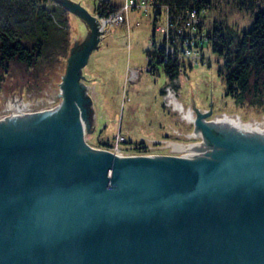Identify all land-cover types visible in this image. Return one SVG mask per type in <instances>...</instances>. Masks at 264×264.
I'll list each match as a JSON object with an SVG mask.
<instances>
[{
	"label": "water",
	"instance_id": "water-1",
	"mask_svg": "<svg viewBox=\"0 0 264 264\" xmlns=\"http://www.w3.org/2000/svg\"><path fill=\"white\" fill-rule=\"evenodd\" d=\"M37 101L0 98V264H264V118H197L203 141L170 154L94 148L80 73Z\"/></svg>",
	"mask_w": 264,
	"mask_h": 264
},
{
	"label": "rangeland",
	"instance_id": "rangeland-1",
	"mask_svg": "<svg viewBox=\"0 0 264 264\" xmlns=\"http://www.w3.org/2000/svg\"><path fill=\"white\" fill-rule=\"evenodd\" d=\"M83 1L98 20L100 0ZM111 1L117 7L126 2ZM213 1L211 15L204 19L205 28L211 30L215 25L226 36H235L234 49L236 37L242 30H249L259 11L264 10V0H256L253 10L241 8L236 0ZM68 19L67 49L64 36H57L35 66L16 61L0 66V98L37 101L53 94L64 82L70 58L91 39L90 25L83 18L68 12ZM80 23H84L83 28ZM163 27L164 15L156 23L152 10L138 8L127 13L125 23L110 26L101 33L99 46L80 73V85L88 92L96 115L103 113L108 118L100 124L99 118L96 119L90 139L92 146L123 154H170L177 151L170 142L190 144L204 139L193 135L197 125L185 118L189 110L198 117L206 115L207 120L218 114L238 115L244 120L264 118V84L259 83L258 90L250 89L245 94L227 95L225 77L219 73L224 68V58L210 44L204 52L196 54L198 58L190 59V65L172 85L174 95L169 100L166 87L171 79L165 67L156 64L155 73L148 71V53L160 49L164 34L157 28ZM88 71L95 75L91 81ZM162 87L165 89L161 93Z\"/></svg>",
	"mask_w": 264,
	"mask_h": 264
},
{
	"label": "trees",
	"instance_id": "trees-1",
	"mask_svg": "<svg viewBox=\"0 0 264 264\" xmlns=\"http://www.w3.org/2000/svg\"><path fill=\"white\" fill-rule=\"evenodd\" d=\"M236 1L243 9L253 10L257 4L256 0ZM155 2L169 6L171 16H178L189 8L208 10L211 15L214 4L213 0ZM118 8L110 0H100L96 13L99 16H108ZM68 12L53 0H0V66L5 67L11 61L24 63L29 67L35 66L47 54L50 42L57 36H64V47L67 49ZM209 15L204 16V19ZM207 31L210 32L208 44L215 53L224 58V68L219 73L225 77L227 95L235 96L237 93H248L250 89L258 90L259 83L264 84V10L259 11L249 30H242L241 35L236 37L234 49L232 47L235 36H226L223 29L215 25ZM206 45L207 43L201 45L204 51ZM158 51L148 53L150 62ZM161 55L163 56L160 54L158 57ZM162 65L171 80L179 76L183 67L179 65L176 56L170 57L168 63ZM153 68L156 72L157 66L154 65Z\"/></svg>",
	"mask_w": 264,
	"mask_h": 264
},
{
	"label": "built area",
	"instance_id": "built-area-1",
	"mask_svg": "<svg viewBox=\"0 0 264 264\" xmlns=\"http://www.w3.org/2000/svg\"><path fill=\"white\" fill-rule=\"evenodd\" d=\"M155 1L156 0H143L140 3L136 0H126L124 5L120 6L108 16H99L97 14L100 17L98 18L99 25H101L100 31L103 33L105 29L110 26L122 25L127 21V13L133 9L143 8L145 10H152L154 19L157 22L164 15L165 27L157 28V31H163L164 38L158 54L153 56L152 62H149L148 71L155 73L153 66L156 65V63L166 64L170 57L176 56L177 60H179V65H183L179 74L181 75L186 70V66L190 65L188 63L190 59L193 57L198 58L196 54L204 52L201 45L210 42V32L204 28V16L209 15L210 11H199L198 9L189 8L178 16H171L169 14V6L157 4ZM154 44H156L155 41ZM160 54H163L164 57L162 55L158 57ZM197 60L201 61L202 59ZM178 78L179 76L177 75L176 78L171 80V84H168L166 87L169 100L170 97L174 95L172 92L174 89L172 85ZM175 108L177 109V106H175Z\"/></svg>",
	"mask_w": 264,
	"mask_h": 264
},
{
	"label": "bare ground",
	"instance_id": "bare-ground-1",
	"mask_svg": "<svg viewBox=\"0 0 264 264\" xmlns=\"http://www.w3.org/2000/svg\"><path fill=\"white\" fill-rule=\"evenodd\" d=\"M106 89H109V88H106ZM111 89V88H110ZM102 98V97H101ZM15 100H21V99H15ZM181 108V107H180ZM186 115H185V118L188 120V122L190 123V122H195V124L197 125V118H198V116H196L195 115V113L193 112V111H191V110H189V111H187L186 113H185ZM102 122H104V121H106V119L108 120V118H107V116L106 115H103L102 117ZM241 118V117H240ZM193 135L195 136V137H197V136H202L203 137V134H202V132H201V130H200V128L198 127V125H197V129H196V131L193 133ZM204 138V137H203ZM170 145H172L175 149H177V150H179L181 147H183V146H185V145H187V144H184V143H178V142H170L169 143ZM94 147V146H93ZM94 148H97V147H94ZM97 149H100V148H97ZM101 150H104V149H101ZM107 151V150H106ZM116 153H122V152H119V151H116ZM123 154V153H122Z\"/></svg>",
	"mask_w": 264,
	"mask_h": 264
},
{
	"label": "crops",
	"instance_id": "crops-1",
	"mask_svg": "<svg viewBox=\"0 0 264 264\" xmlns=\"http://www.w3.org/2000/svg\"><path fill=\"white\" fill-rule=\"evenodd\" d=\"M73 1H76V2H78V3H81L82 5H84L85 4V2L83 1V0H73ZM111 1V0H110ZM111 3H112V1H111ZM113 4V3H112ZM85 6V5H84ZM86 7V6H85ZM87 8V7H86ZM88 9V8H87ZM90 11V10H89ZM92 12V11H91ZM93 13V12H92ZM96 14V13H95ZM75 20H77V19H75ZM81 25H80V27L81 28H83L84 27V23H83V25H82V23H80ZM83 26V27H82ZM128 26H129V24H128ZM130 27V26H129ZM90 59H91V57H90ZM90 59H89V61H90ZM89 72V71H88ZM88 75H90L91 77H89L90 78V80L89 81H91V79H92V77H94L95 75L94 74H92V73H88ZM94 81V80H93ZM94 83V82H93ZM94 87L96 88V89H98L97 88V85H96V83H94ZM166 87V86H165ZM165 87H162L161 89H160V92L162 93V89H165ZM163 96H164V93L162 94ZM100 111V110H99ZM102 111V110H101ZM103 115H105V114H103V113H100V115H96V117L97 118H99V124H100V121L102 120V116ZM102 122V121H101Z\"/></svg>",
	"mask_w": 264,
	"mask_h": 264
}]
</instances>
